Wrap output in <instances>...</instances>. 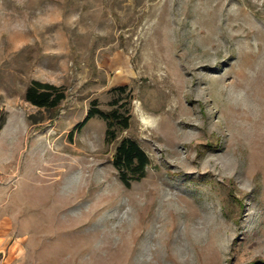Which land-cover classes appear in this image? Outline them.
Wrapping results in <instances>:
<instances>
[{
	"label": "rangeland",
	"instance_id": "rangeland-1",
	"mask_svg": "<svg viewBox=\"0 0 264 264\" xmlns=\"http://www.w3.org/2000/svg\"><path fill=\"white\" fill-rule=\"evenodd\" d=\"M117 99L116 142L80 126ZM0 125L7 264H264V0H0Z\"/></svg>",
	"mask_w": 264,
	"mask_h": 264
},
{
	"label": "trees",
	"instance_id": "trees-1",
	"mask_svg": "<svg viewBox=\"0 0 264 264\" xmlns=\"http://www.w3.org/2000/svg\"><path fill=\"white\" fill-rule=\"evenodd\" d=\"M114 90L123 94L125 87H118ZM66 98L67 92L65 87L36 79L30 81L24 92L26 102L37 107L40 111L43 110L50 113L57 111ZM94 105L89 109L87 116L80 126L85 125L91 118L98 116L106 123V139L110 142H116L119 133L127 130L130 126V107L122 109L120 99L115 100L112 103V109L108 111L100 109L96 105V102H94ZM149 163V157L146 152L135 140L124 137L118 141L112 158V164L118 171L119 178L126 187H130L131 181L140 180L145 177L146 168Z\"/></svg>",
	"mask_w": 264,
	"mask_h": 264
},
{
	"label": "crops",
	"instance_id": "crops-1",
	"mask_svg": "<svg viewBox=\"0 0 264 264\" xmlns=\"http://www.w3.org/2000/svg\"><path fill=\"white\" fill-rule=\"evenodd\" d=\"M0 217V264H7V244H2L1 242L5 240L7 235V227L2 221L5 220ZM2 244V245H1Z\"/></svg>",
	"mask_w": 264,
	"mask_h": 264
},
{
	"label": "built area",
	"instance_id": "built-area-1",
	"mask_svg": "<svg viewBox=\"0 0 264 264\" xmlns=\"http://www.w3.org/2000/svg\"><path fill=\"white\" fill-rule=\"evenodd\" d=\"M4 181V173L0 170V184Z\"/></svg>",
	"mask_w": 264,
	"mask_h": 264
},
{
	"label": "bare ground",
	"instance_id": "bare-ground-1",
	"mask_svg": "<svg viewBox=\"0 0 264 264\" xmlns=\"http://www.w3.org/2000/svg\"><path fill=\"white\" fill-rule=\"evenodd\" d=\"M198 129V128H197ZM200 131V130H199ZM164 224H166V223H164ZM171 226V225H170ZM165 227V226H164ZM169 228V227H168ZM170 229V228H169ZM168 233V232H167ZM161 237V236H160ZM163 239V238H162Z\"/></svg>",
	"mask_w": 264,
	"mask_h": 264
}]
</instances>
